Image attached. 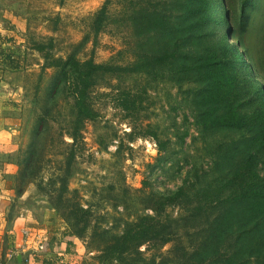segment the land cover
Masks as SVG:
<instances>
[{
	"label": "rangeland",
	"instance_id": "obj_1",
	"mask_svg": "<svg viewBox=\"0 0 264 264\" xmlns=\"http://www.w3.org/2000/svg\"><path fill=\"white\" fill-rule=\"evenodd\" d=\"M226 1L229 44L248 49L261 68L264 50L259 29L264 26V0ZM178 2L0 0V50L4 55L0 57V118L6 131L0 135V162L13 164L7 177L11 184L4 216L7 225L3 227L7 231L0 232V257L5 264L10 243L15 244L14 227L10 226L17 216L26 218L35 245L37 235L48 242L38 253L24 252L43 257L62 252L55 264H134L138 257L143 262L154 259L155 264H182L180 259L199 255L212 242L209 235L214 214H201L178 221L173 239L161 246L144 244L140 255L133 253L125 261L101 257L110 238L154 213V197L180 187L195 193L200 184L212 183L213 177L221 175L220 169L216 172L221 156L251 134L229 129L206 133L192 104L198 83L174 79L161 68L151 73L99 77L91 92L95 117L85 121L75 140L74 94L68 84L59 81V69L49 66L44 57L47 53L63 58L74 54L82 61L91 58L97 63L130 64L145 51L154 52L164 43L174 45L170 38L160 42L137 36L131 16L142 9L157 10L176 24ZM104 6L105 26L95 32L93 19ZM245 8L253 24L242 31ZM261 33L264 41V30ZM190 42L185 46L194 52L197 41ZM41 45L45 46L43 52ZM258 75L263 82L264 72ZM119 87L143 99L136 120L116 107L114 89ZM144 130L156 132L158 140L145 136ZM162 142L166 148L160 151ZM257 159L258 172L264 176L263 150ZM177 207L169 208L168 213L176 217ZM42 231L48 236L43 238ZM245 231L246 242L257 245L255 224ZM238 235L224 234L206 260L211 264H224L227 259L247 264L259 261L261 257L242 248ZM11 263L17 264L15 256Z\"/></svg>",
	"mask_w": 264,
	"mask_h": 264
},
{
	"label": "trees",
	"instance_id": "obj_2",
	"mask_svg": "<svg viewBox=\"0 0 264 264\" xmlns=\"http://www.w3.org/2000/svg\"><path fill=\"white\" fill-rule=\"evenodd\" d=\"M177 9L180 13L176 24L157 10L142 9L131 16L137 36H147L149 40L156 38L160 42L170 38L174 45L164 43L154 52L145 51L130 64L97 63L91 58L82 61L74 54L66 58L54 57L49 53L44 55L49 66L59 69V81L68 84L74 94L77 113L72 137L75 140L85 121L95 117L91 92L99 77L151 73L161 68L168 70L174 79L198 83L192 104L199 111L198 120L206 133L229 129L251 134L249 138L233 143L221 156V165L216 170L220 169L221 175L213 177L212 183L200 184L195 193L180 187L154 197V213L142 216L120 236L110 238L101 257L103 260L125 261L133 253L140 255V247L144 244L159 243L161 246L170 242L176 233L178 221L201 214H214L209 235L212 242L199 255L180 259V262L211 264L206 259L219 245L222 236L238 232L242 248H249L252 254L261 257L254 264H264V176L257 169V156L261 150L264 151V81L259 82L256 76L264 72V60L260 68L248 49L243 51L229 44L225 26H228L230 11L226 0H179ZM249 19L250 14L245 8L242 11V31L253 24ZM106 20L107 9L104 6L96 13L92 29L101 31ZM263 30L264 26L259 29L262 50ZM190 41H197L194 52L188 51L185 46ZM39 49L43 52L45 46L41 45ZM1 56L4 55L0 50ZM7 56L10 63L14 61L12 54ZM244 68L248 69L249 74ZM261 77L264 80V75ZM114 90L116 107L127 117L136 120L142 108L141 96L128 88ZM245 109H250V112ZM132 126L136 125L132 123ZM144 135L158 140L154 131L144 130ZM165 148L166 143H160L159 150ZM171 207L178 208L176 217L168 213ZM252 224L256 227L257 245L244 239L245 230ZM140 260L139 257L135 258L134 264H155L154 259L151 262ZM166 263L163 261L161 264ZM224 264L247 263L227 259Z\"/></svg>",
	"mask_w": 264,
	"mask_h": 264
},
{
	"label": "crops",
	"instance_id": "obj_3",
	"mask_svg": "<svg viewBox=\"0 0 264 264\" xmlns=\"http://www.w3.org/2000/svg\"><path fill=\"white\" fill-rule=\"evenodd\" d=\"M0 125H2V126H0V135L2 136V135H4V133L6 131H4L5 125H3V120L1 118H0ZM0 150H1V148H0ZM0 155H2V154H0ZM12 167H13V164H11V163L8 164L7 162H0V232H3V230H1V229H5L3 227H6V225H7V222L5 221L6 218L4 216L6 213L5 208H6L7 204L10 202L9 200H10V193H11V191H10L11 184L9 183V181L7 183V180H8L7 177H10V174L12 173ZM11 222L12 223H11L10 228L14 227V234H15L14 242H15V244L13 245L12 244L13 242L10 243V246H12V249H10L9 250L10 252L7 254V258H6L7 263L6 264H12L11 259L13 256L16 257L17 264H55V261L58 258H60L59 255L63 254L62 252L57 251L56 252L57 255H53V256L51 255V257H49L51 253L45 254L44 257L39 256L37 254L34 255L31 253H29V255H27L25 253L26 251L32 250L33 252L37 251V253L40 251V250H37L35 243L32 242L31 236H32L33 231L26 228V218L24 216H21V217L17 216ZM20 229L22 231L26 232V234L21 235L19 232ZM42 230H44V229H42ZM5 231H7V229H5ZM42 236L44 238L45 236L47 237L48 235L44 231ZM63 237H65V236H63ZM61 240H63V238ZM44 241H45V243H48L47 240H45V238H44ZM30 243L32 244V246L30 245ZM14 247H15V250H13ZM21 247H22V249L20 250ZM24 250H26V251L24 252ZM19 255L21 256L20 259L18 258ZM29 256H31V257H29ZM3 264H5L4 261H3Z\"/></svg>",
	"mask_w": 264,
	"mask_h": 264
},
{
	"label": "built area",
	"instance_id": "obj_4",
	"mask_svg": "<svg viewBox=\"0 0 264 264\" xmlns=\"http://www.w3.org/2000/svg\"><path fill=\"white\" fill-rule=\"evenodd\" d=\"M36 248H37V250H40V251H42L46 248V243H45V241L42 240L41 235H37ZM0 264H3L2 257H0Z\"/></svg>",
	"mask_w": 264,
	"mask_h": 264
},
{
	"label": "water",
	"instance_id": "obj_5",
	"mask_svg": "<svg viewBox=\"0 0 264 264\" xmlns=\"http://www.w3.org/2000/svg\"><path fill=\"white\" fill-rule=\"evenodd\" d=\"M19 259L21 258V256L19 255V257H18Z\"/></svg>",
	"mask_w": 264,
	"mask_h": 264
}]
</instances>
